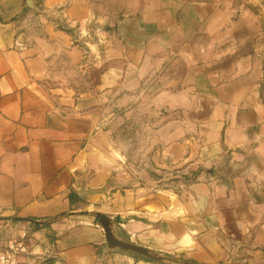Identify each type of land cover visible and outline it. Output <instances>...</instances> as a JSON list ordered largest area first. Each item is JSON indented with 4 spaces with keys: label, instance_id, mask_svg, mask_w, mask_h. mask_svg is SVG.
<instances>
[{
    "label": "crops",
    "instance_id": "1",
    "mask_svg": "<svg viewBox=\"0 0 264 264\" xmlns=\"http://www.w3.org/2000/svg\"><path fill=\"white\" fill-rule=\"evenodd\" d=\"M94 1L0 0V238L32 233L21 264H163L110 249L106 215L188 264H264V8L110 0L86 54ZM135 129L166 174H116Z\"/></svg>",
    "mask_w": 264,
    "mask_h": 264
},
{
    "label": "rangeland",
    "instance_id": "2",
    "mask_svg": "<svg viewBox=\"0 0 264 264\" xmlns=\"http://www.w3.org/2000/svg\"><path fill=\"white\" fill-rule=\"evenodd\" d=\"M97 13L99 14H104L105 17H108V21L104 24L100 23H91L89 26V29L85 34L82 33V31L79 28H74L70 29L73 35V40L74 44L82 48L86 54L89 52V47L88 43H98L100 41V36L98 35L100 31V25L103 28H110V0H95L94 1ZM248 7H252L253 9H256L255 11L259 12L258 9L264 8L263 6H260V4L255 5L253 1H248L246 2ZM258 9H257V8ZM115 21H113L114 24ZM94 24V25H93ZM65 29H68L67 26H62ZM264 55V54H263ZM264 72V70H263ZM262 88H264V76H263V81H262ZM148 131L145 129L139 130L135 129L134 130V138L136 140V143L134 145L131 144V146L126 145V146H121L124 148V161H121V164L119 166V170H115L116 174L119 175H126L125 173H129L131 171L129 162L141 167H148L150 172L158 173L164 175L166 174V168H161L155 161L154 159V154H155V149H153L152 145L150 144H141L140 143V138L143 136V140H146V134ZM148 135V134H147ZM132 166V165H131ZM157 168V169H156ZM132 174H134V170L132 168ZM126 177V176H125ZM15 228V227H13ZM12 228L11 232H8L7 234H14L15 229ZM6 234V235H7ZM19 234V233H17ZM16 235V234H15ZM11 239V238H9ZM6 239V240H9ZM4 240L0 238V241ZM166 264V263H163Z\"/></svg>",
    "mask_w": 264,
    "mask_h": 264
},
{
    "label": "water",
    "instance_id": "3",
    "mask_svg": "<svg viewBox=\"0 0 264 264\" xmlns=\"http://www.w3.org/2000/svg\"><path fill=\"white\" fill-rule=\"evenodd\" d=\"M100 225L103 227L108 247L110 249H118L127 253L135 254L139 257H145L148 259H152L158 263H166V264H188L186 261L174 258L170 255H166L144 246L135 244L133 242H129L123 240L116 236V234L112 230V222L111 219L106 215H101L99 219ZM58 261L51 262L48 264H58Z\"/></svg>",
    "mask_w": 264,
    "mask_h": 264
},
{
    "label": "built area",
    "instance_id": "4",
    "mask_svg": "<svg viewBox=\"0 0 264 264\" xmlns=\"http://www.w3.org/2000/svg\"><path fill=\"white\" fill-rule=\"evenodd\" d=\"M34 236L27 229L9 240L0 241V264H21V257L30 251Z\"/></svg>",
    "mask_w": 264,
    "mask_h": 264
}]
</instances>
